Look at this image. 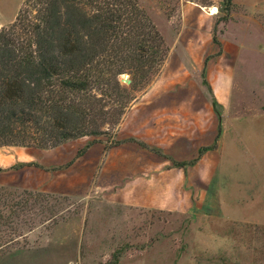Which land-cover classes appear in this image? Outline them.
<instances>
[{"label": "rangeland", "instance_id": "1", "mask_svg": "<svg viewBox=\"0 0 264 264\" xmlns=\"http://www.w3.org/2000/svg\"><path fill=\"white\" fill-rule=\"evenodd\" d=\"M227 2L137 0L165 56L118 125L0 147V264H264V211L233 208L264 182V0ZM35 9L0 0V30Z\"/></svg>", "mask_w": 264, "mask_h": 264}, {"label": "trees", "instance_id": "2", "mask_svg": "<svg viewBox=\"0 0 264 264\" xmlns=\"http://www.w3.org/2000/svg\"><path fill=\"white\" fill-rule=\"evenodd\" d=\"M31 2L33 17L19 14L0 30V147L47 149L108 134L163 61L162 39L137 0ZM125 73L128 89L119 82ZM23 166L36 165L10 170Z\"/></svg>", "mask_w": 264, "mask_h": 264}, {"label": "crops", "instance_id": "3", "mask_svg": "<svg viewBox=\"0 0 264 264\" xmlns=\"http://www.w3.org/2000/svg\"><path fill=\"white\" fill-rule=\"evenodd\" d=\"M256 136H264L263 133L258 134ZM254 146L257 148L259 147V149H263L264 148V139H256L254 141ZM262 155L260 152H258V157L261 158ZM206 175V172H204ZM204 175V176H205ZM206 179V178H205ZM207 180H208V172H207ZM205 180V181H207ZM257 185L252 184V187L249 188V193H242L240 194V196H242L243 198L240 199V203L239 201H237L238 199H236L237 203L233 206V208L236 211H264V182H262V184H260L258 181ZM240 198V197H239ZM190 201V200H188ZM186 206H189V204H187ZM204 214H210L207 212H204ZM218 215V214H216ZM225 216V215H224ZM228 217V216H225ZM230 219V218H229Z\"/></svg>", "mask_w": 264, "mask_h": 264}, {"label": "water", "instance_id": "4", "mask_svg": "<svg viewBox=\"0 0 264 264\" xmlns=\"http://www.w3.org/2000/svg\"><path fill=\"white\" fill-rule=\"evenodd\" d=\"M121 82H123V83H125V84H127V85H130L131 80L128 78L127 75H124V76H123V79H121Z\"/></svg>", "mask_w": 264, "mask_h": 264}, {"label": "built area", "instance_id": "5", "mask_svg": "<svg viewBox=\"0 0 264 264\" xmlns=\"http://www.w3.org/2000/svg\"><path fill=\"white\" fill-rule=\"evenodd\" d=\"M263 52H264V48H263Z\"/></svg>", "mask_w": 264, "mask_h": 264}]
</instances>
